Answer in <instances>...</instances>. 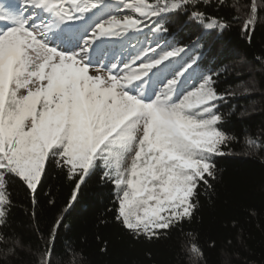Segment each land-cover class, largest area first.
Here are the masks:
<instances>
[{
  "label": "snow or ice",
  "instance_id": "6c2138e0",
  "mask_svg": "<svg viewBox=\"0 0 264 264\" xmlns=\"http://www.w3.org/2000/svg\"><path fill=\"white\" fill-rule=\"evenodd\" d=\"M250 2L249 40L257 18ZM201 3L210 0H118L116 12H105L108 0H0V223L11 204L7 178L22 181L35 202L49 163L75 183L70 205L102 165L117 189L116 220L137 237L191 218L198 186L214 178L212 158L230 140L220 128L219 73L198 72L184 47L132 40L143 28L162 31L166 14L189 6L205 29L228 27ZM114 38L128 43V57L101 48ZM192 80L199 83L185 90ZM61 224L41 264H52ZM189 250L200 253L194 241Z\"/></svg>",
  "mask_w": 264,
  "mask_h": 264
},
{
  "label": "trees",
  "instance_id": "16d2710c",
  "mask_svg": "<svg viewBox=\"0 0 264 264\" xmlns=\"http://www.w3.org/2000/svg\"><path fill=\"white\" fill-rule=\"evenodd\" d=\"M117 2L108 0L104 11L116 12ZM255 4L250 40L243 31L250 0H225L224 7L217 0L200 4L208 16L228 22L222 31L205 29L189 6L166 14L159 22L162 31L143 28L132 40L144 47L153 41L184 47L186 59H197L198 72L219 73L216 89L225 94L217 102L224 117L220 128L230 140L225 154L212 158L215 176L198 186L191 218L160 230L158 237H137L116 220L117 189L102 165L86 177L70 205L75 183L49 163L35 202L22 181L7 178L11 204L0 223V264H41L60 219L52 264H264V65L257 63L264 57V0ZM101 48L125 57L132 51L118 38ZM198 83L189 81L185 90ZM193 241L199 254L189 250Z\"/></svg>",
  "mask_w": 264,
  "mask_h": 264
},
{
  "label": "rangeland",
  "instance_id": "374dc122",
  "mask_svg": "<svg viewBox=\"0 0 264 264\" xmlns=\"http://www.w3.org/2000/svg\"><path fill=\"white\" fill-rule=\"evenodd\" d=\"M2 26H3V25H0V27H2ZM107 43H108V40H106L105 43H104L103 45H101V46H106ZM129 159H130V156L126 157V159L124 160V162L129 161Z\"/></svg>",
  "mask_w": 264,
  "mask_h": 264
}]
</instances>
